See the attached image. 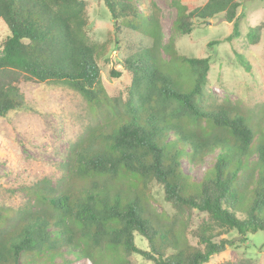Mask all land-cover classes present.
<instances>
[{"label": "trees", "instance_id": "trees-1", "mask_svg": "<svg viewBox=\"0 0 264 264\" xmlns=\"http://www.w3.org/2000/svg\"><path fill=\"white\" fill-rule=\"evenodd\" d=\"M100 1L115 31L151 39L149 48L122 61L130 78L123 98L109 97L102 85L98 61L108 45L90 40L85 0H0V20L9 31L0 41V118L25 107L19 84L32 82L67 86L104 121L69 154L62 186L40 181L28 189L25 207L0 205V264H61L64 253L92 264H130L131 255L151 264H207L264 232V118L257 122L238 107L207 102L210 59L179 54L175 38L188 35L196 22L224 15L233 22L223 39L231 44L240 36V4L173 0L176 16L163 44L157 21L135 0ZM262 29L264 23L249 28L251 44ZM234 55L252 73L243 54ZM211 154L201 179L193 180L182 160L198 164ZM76 180L86 185L72 190ZM154 186L172 214L154 207ZM194 213L204 217L193 227ZM231 233L236 236L228 238ZM136 236L147 250L137 247ZM223 264L259 263L241 258Z\"/></svg>", "mask_w": 264, "mask_h": 264}, {"label": "rangeland", "instance_id": "rangeland-1", "mask_svg": "<svg viewBox=\"0 0 264 264\" xmlns=\"http://www.w3.org/2000/svg\"><path fill=\"white\" fill-rule=\"evenodd\" d=\"M207 0H200L203 4ZM240 6L236 10L240 36L231 44L223 41L232 31L233 22L225 21L224 15L215 16L208 23L196 22L193 30L185 36H176L175 49L181 55L210 59L208 84L205 89L206 101L215 105H231L252 114L255 121L264 118V29L257 43L248 41L250 27L264 23V0H235ZM89 20L87 34L92 42H107L106 55L98 61L102 85L112 98H123L124 89L130 78L123 70L122 61L142 49L151 46V39L131 30H114L113 20L104 3L100 0H85ZM139 10L152 16L162 33V43L166 44L171 33V25L176 16L173 0H135ZM9 36L5 23L0 20V41ZM220 41L211 48L207 43ZM234 51L243 54L251 64L252 73L245 71L236 60ZM162 57L167 60L165 53ZM120 72L113 78L110 71ZM19 87L25 98V107L9 112L0 118V205L6 208H23L28 202V189L40 181H48L54 187L62 186L63 168L73 148L92 128L102 124L103 116L90 111L78 93L67 86H48L32 82H21ZM172 136L169 137L171 139ZM214 154L201 163L193 164L182 160L183 168L195 181L201 179ZM254 157H252L253 159ZM68 183V182H67ZM66 184V183H64ZM86 183L76 180L72 190H79ZM156 196V210H173L163 203L161 190L153 187ZM204 216L194 213L191 226H196ZM193 227H190L192 229ZM236 236L235 233L227 235ZM226 237V236H224ZM186 240L192 246L197 241L189 233ZM138 248L147 250V242L136 236ZM241 258H251L264 264V232L248 235L245 241L223 253L212 256L207 264L235 262ZM61 264H92L84 258L76 259L64 253ZM130 264H151L143 257L131 255ZM60 262V258L54 260ZM37 262H35L36 264ZM111 264V259L102 260Z\"/></svg>", "mask_w": 264, "mask_h": 264}]
</instances>
